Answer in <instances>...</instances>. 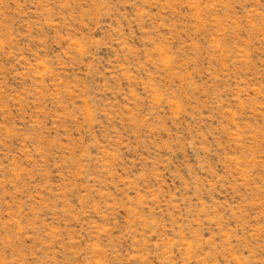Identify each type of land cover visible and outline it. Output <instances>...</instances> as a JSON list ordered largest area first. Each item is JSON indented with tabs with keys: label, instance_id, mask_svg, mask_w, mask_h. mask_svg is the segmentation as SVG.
Wrapping results in <instances>:
<instances>
[{
	"label": "rangeland",
	"instance_id": "rangeland-1",
	"mask_svg": "<svg viewBox=\"0 0 264 264\" xmlns=\"http://www.w3.org/2000/svg\"><path fill=\"white\" fill-rule=\"evenodd\" d=\"M0 264H264V0H0Z\"/></svg>",
	"mask_w": 264,
	"mask_h": 264
}]
</instances>
